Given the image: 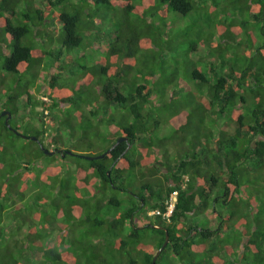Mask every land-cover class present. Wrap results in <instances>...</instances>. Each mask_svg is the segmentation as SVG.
I'll use <instances>...</instances> for the list:
<instances>
[{
    "label": "trees",
    "instance_id": "16d2710c",
    "mask_svg": "<svg viewBox=\"0 0 264 264\" xmlns=\"http://www.w3.org/2000/svg\"><path fill=\"white\" fill-rule=\"evenodd\" d=\"M0 82V264H264V0H0Z\"/></svg>",
    "mask_w": 264,
    "mask_h": 264
},
{
    "label": "rangeland",
    "instance_id": "374dc122",
    "mask_svg": "<svg viewBox=\"0 0 264 264\" xmlns=\"http://www.w3.org/2000/svg\"><path fill=\"white\" fill-rule=\"evenodd\" d=\"M113 9H114V6H110V8H104L102 9L101 13L102 14H106L107 16H110L112 17V12H113ZM108 20L109 17L107 18ZM106 22V23H105ZM103 22L101 28L103 29L105 26L108 25L107 21ZM182 23V22H181ZM177 24H179L177 22ZM177 24H174V25H177ZM58 27V26H57ZM10 38L7 37V43L9 45L10 43ZM91 38L88 37V38H84V46H82V48H86L85 46L91 42ZM36 46H39L38 43H36ZM57 47V45L55 46V48ZM62 53L64 54V51L62 49ZM62 54V55H63ZM100 56V53L98 51H92V50H88L86 51V56H85V64L86 65H93V63L98 59V57ZM78 73H76L74 76L72 75H67L66 78H68L67 80H65L64 82L68 85V83H70V87H72L74 84H76V78H74ZM45 75H46V71H44L43 69H41L39 71V74H38V77L36 78V81L35 80H30L31 82H33L35 85L32 86V91H33V96H38V87L40 86L42 89H45V84H44V80H45ZM26 80H23L21 82L22 85H24V82ZM5 84L6 86H11L13 85L14 83V79L13 78H10V77H7L5 79ZM5 84H1L0 82V87H3ZM5 86V87H6ZM40 88L39 91H41L42 89ZM46 97V96H45ZM44 97V98H45ZM4 99V97H3ZM25 99V97L23 98ZM46 101V99H45ZM47 101H48V98H47ZM61 121V120H60ZM37 122V121H36ZM35 122V123H36ZM96 124V123H95ZM65 128V127H64ZM168 128V125H164L163 127H161V130L159 131L160 134L159 135H163V132L167 131L166 129ZM21 132H24V128H21L20 129ZM101 133H103L102 135H106L107 132H106V128H104L103 126L100 127V129L98 130ZM96 131L93 130V133L92 131H90V135H88V137L86 139H80V136L73 133L71 134V131H63L62 134L64 135V139L65 140H68V135L71 134V144L70 143H66V147H68L69 150L73 151L74 153L78 154L79 156H85V157H94V156H98V154L100 153L101 149L103 148V142L101 141V139H98L94 133ZM47 137L49 136V133L46 134ZM156 135V134H155ZM170 134L167 135V137L169 136ZM157 136V135H156ZM17 146L15 148V150L13 149L12 152L10 153V149L8 148V153L5 154V156L3 158H1V160L3 162H9V160H13V155L15 157V160L16 162L20 163L21 165H27L28 167H30L32 169V172L34 171V173L36 174H39L40 172V165L39 163L36 164V166H34V161L30 160V161H26V159L24 160L23 159V155H22V147L21 146H25V147H29L31 144L29 143V141H24L23 140H17ZM169 155H174V151L171 149V147L169 146ZM0 156H1V153H0ZM159 157L160 154H159ZM151 158V156H150ZM30 164V165H28ZM2 176H6L7 177V174L6 172L4 171H1L0 170V177ZM257 185L260 186V183H257ZM262 190L264 191V186L262 187ZM34 198V197H33ZM12 200V201H11ZM10 201L9 205L5 204L6 206V210L8 211V214L10 216L9 219H13L15 217V211L16 209L12 208L13 207V204H18L19 201V198L18 196H14ZM24 201H26V203H29V202H32V199H29V196L28 198H26ZM5 211V213L7 212ZM36 210L35 209H29V213H27V217L26 219H28V216L32 219V220H35L34 216H35V213H33L32 215H30L32 212H35ZM210 216H211V211H208L205 215H204V218L206 220H209L210 219ZM30 218L28 220H30ZM20 219V217L18 218ZM18 219H13L15 223L12 224L11 227H8L5 231V234L8 235L9 233H11L12 231H14L15 227H19L21 225V220L19 221ZM209 222V221H208ZM6 225H9L10 224V221H6L5 222ZM3 243H5L3 241Z\"/></svg>",
    "mask_w": 264,
    "mask_h": 264
},
{
    "label": "water",
    "instance_id": "95a60500",
    "mask_svg": "<svg viewBox=\"0 0 264 264\" xmlns=\"http://www.w3.org/2000/svg\"><path fill=\"white\" fill-rule=\"evenodd\" d=\"M4 115H7L8 118H10V116H11L10 112H3L1 116H4ZM6 123H7V120H6ZM15 133H16V132H15ZM31 140H32V141H36L37 139L34 138V137H32ZM125 140H126L125 138H120V139H118V141L116 142L115 145H117V144H119V143H121L122 141H125ZM113 148H114V146L111 147V149H109V151H111ZM40 149L44 152L45 155H53V154L56 153L55 151H51V152H49V151H47V150H44L43 147H41V146H40ZM109 151H108V152H109ZM58 152H59L62 156H64V155L61 153V151H58ZM65 154L73 155V154H72L71 152H69V151H65ZM80 157L83 158V159L86 160V161H93V160L102 159V158L104 157V154H102V155H98V156H94V157H85V156H80ZM108 175H109V173H108ZM167 244H168V235H167V232H166V235H165V241H164L162 247L157 251L155 257L153 258L152 263L155 262L156 258L159 256V254H160L161 251L166 247Z\"/></svg>",
    "mask_w": 264,
    "mask_h": 264
},
{
    "label": "built area",
    "instance_id": "2783aa9c",
    "mask_svg": "<svg viewBox=\"0 0 264 264\" xmlns=\"http://www.w3.org/2000/svg\"><path fill=\"white\" fill-rule=\"evenodd\" d=\"M175 202H176V193H172V195L170 196L167 202V210H166V213L164 214V217L168 218L171 215L174 209ZM157 214H160V213L157 212Z\"/></svg>",
    "mask_w": 264,
    "mask_h": 264
},
{
    "label": "clouds",
    "instance_id": "9594fccd",
    "mask_svg": "<svg viewBox=\"0 0 264 264\" xmlns=\"http://www.w3.org/2000/svg\"><path fill=\"white\" fill-rule=\"evenodd\" d=\"M45 99H46V101H47V98H44V100H45ZM173 193H176V202H177V192L174 191ZM171 195H172V193H171ZM171 195H170V196H171ZM169 198H170V197H169ZM169 198L165 201L166 210H167V202H168ZM176 202H175V204H174V209H175V206H176ZM174 209H173V211H174ZM173 211H172L171 215L173 214ZM157 212L160 213V211H158V210H153V211L149 212L148 215H149V216L160 215V214H157ZM165 213H166V211L163 212L161 215H162L163 218H165L167 221H169L171 215H170L168 218H166V217H164V214H165Z\"/></svg>",
    "mask_w": 264,
    "mask_h": 264
},
{
    "label": "flooded vegetation",
    "instance_id": "af4514ba",
    "mask_svg": "<svg viewBox=\"0 0 264 264\" xmlns=\"http://www.w3.org/2000/svg\"><path fill=\"white\" fill-rule=\"evenodd\" d=\"M3 112H8L7 110L2 109L0 111V118H3L4 124L8 127V129L10 131H13V128L9 125V121L12 119V115L10 116V118L7 117V115L1 116ZM7 120V123H6ZM8 124V125H7Z\"/></svg>",
    "mask_w": 264,
    "mask_h": 264
}]
</instances>
